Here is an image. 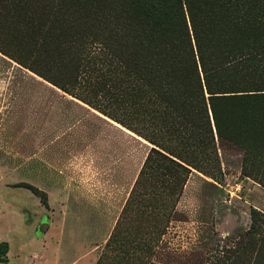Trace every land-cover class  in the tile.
<instances>
[{
	"label": "trees",
	"instance_id": "obj_1",
	"mask_svg": "<svg viewBox=\"0 0 264 264\" xmlns=\"http://www.w3.org/2000/svg\"><path fill=\"white\" fill-rule=\"evenodd\" d=\"M47 1L63 18L29 28L43 53L74 54L72 74L64 83L29 69L67 93L95 90L75 97L153 145L95 264H158L153 246L190 168L213 174L214 134L242 146L244 170L264 186V0ZM28 187L47 207L46 192ZM260 215L251 209L247 234L260 238L248 264H264ZM7 251L0 242L1 264Z\"/></svg>",
	"mask_w": 264,
	"mask_h": 264
},
{
	"label": "rangeland",
	"instance_id": "obj_2",
	"mask_svg": "<svg viewBox=\"0 0 264 264\" xmlns=\"http://www.w3.org/2000/svg\"><path fill=\"white\" fill-rule=\"evenodd\" d=\"M62 18L47 0H0V242L8 243L6 264H95L153 146L75 97L95 90L75 86L67 93L29 69L70 81L74 54L43 53L38 32L29 28ZM245 122L249 141L255 123ZM214 140L213 174L190 168L175 213L153 246L158 264H248L255 252L250 237L260 235L247 231L252 208L264 218V186L244 170L249 157L242 146L215 134ZM29 184L46 192L47 207Z\"/></svg>",
	"mask_w": 264,
	"mask_h": 264
}]
</instances>
